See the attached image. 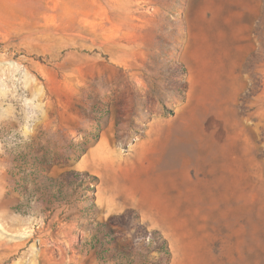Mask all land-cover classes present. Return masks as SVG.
I'll list each match as a JSON object with an SVG mask.
<instances>
[{
  "label": "rangeland",
  "instance_id": "obj_1",
  "mask_svg": "<svg viewBox=\"0 0 264 264\" xmlns=\"http://www.w3.org/2000/svg\"><path fill=\"white\" fill-rule=\"evenodd\" d=\"M189 2L0 1V264H160L175 219L169 264H264V45L224 126L174 116Z\"/></svg>",
  "mask_w": 264,
  "mask_h": 264
},
{
  "label": "crops",
  "instance_id": "obj_2",
  "mask_svg": "<svg viewBox=\"0 0 264 264\" xmlns=\"http://www.w3.org/2000/svg\"><path fill=\"white\" fill-rule=\"evenodd\" d=\"M186 15L188 33L181 59L188 68V88L174 116L183 109L210 112V125L219 128L226 124L225 114L238 106L250 80L249 65L257 64L258 51L263 48L260 32L264 30V0H190ZM123 30L125 33L113 40L133 49V33ZM144 183L147 181L143 177H136L137 187ZM142 218L147 220L145 213ZM184 221L173 220L178 237L173 231L164 234L171 242L174 262L181 254V237L186 238L191 230ZM184 247L193 249L189 243Z\"/></svg>",
  "mask_w": 264,
  "mask_h": 264
},
{
  "label": "trees",
  "instance_id": "obj_3",
  "mask_svg": "<svg viewBox=\"0 0 264 264\" xmlns=\"http://www.w3.org/2000/svg\"><path fill=\"white\" fill-rule=\"evenodd\" d=\"M176 65L181 69L182 73H186L187 69L183 63L177 62ZM184 85L187 87L186 82H184ZM170 113H173V111L171 110ZM132 124L134 125L133 122H132ZM146 128L147 127L145 125H140L139 129L137 131V134L144 135ZM116 137L118 140H120L122 142L124 148H128V140L134 141V138H135V136L133 134L125 135L123 133V129L121 127L120 121H118V123H117ZM78 175H80V174H77V177H79ZM132 211H135V210L133 209ZM152 234L157 241L158 248H160V250H161L162 263H160V264H169L171 257H172V251H171V248L169 245V241L164 237V235L161 233L160 230L155 229L152 231Z\"/></svg>",
  "mask_w": 264,
  "mask_h": 264
}]
</instances>
